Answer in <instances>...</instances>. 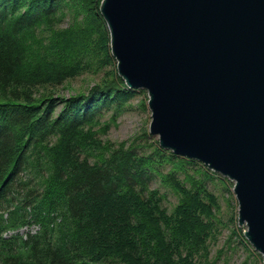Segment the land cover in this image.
I'll list each match as a JSON object with an SVG mask.
<instances>
[{
  "label": "trees",
  "instance_id": "obj_1",
  "mask_svg": "<svg viewBox=\"0 0 264 264\" xmlns=\"http://www.w3.org/2000/svg\"><path fill=\"white\" fill-rule=\"evenodd\" d=\"M101 2L0 0V264H216L209 184L227 179L155 140L102 138L148 96L118 74Z\"/></svg>",
  "mask_w": 264,
  "mask_h": 264
},
{
  "label": "water",
  "instance_id": "obj_2",
  "mask_svg": "<svg viewBox=\"0 0 264 264\" xmlns=\"http://www.w3.org/2000/svg\"><path fill=\"white\" fill-rule=\"evenodd\" d=\"M118 74L159 145L234 181L264 264V0H102Z\"/></svg>",
  "mask_w": 264,
  "mask_h": 264
},
{
  "label": "rangeland",
  "instance_id": "obj_3",
  "mask_svg": "<svg viewBox=\"0 0 264 264\" xmlns=\"http://www.w3.org/2000/svg\"><path fill=\"white\" fill-rule=\"evenodd\" d=\"M95 81L96 78L94 76L85 74L67 83L61 89V94L69 95L77 91H87ZM146 94L148 96L147 91ZM145 96L142 95L136 98L132 102V106L123 112L115 122H110V127L102 135V138L113 142L132 141L134 139L137 142H141V140L149 142L155 140L159 142L158 136L151 134L149 131L152 117L148 104L145 109L140 105L141 98ZM105 119H108V116ZM145 131L148 134L147 136L144 135ZM217 174L227 179L230 190H227L218 180L209 184V188L219 197L221 204L219 215L222 222L219 226L217 238L211 246V257L216 259V264H263L262 254L254 248L244 234L247 226L240 225L238 222L239 205L233 192L234 181L220 173ZM152 186L159 187L162 191L167 192L168 200L166 204L168 206L171 207L177 202L176 195L168 187L160 183L159 177L153 180ZM36 229L37 226L32 225L22 228L20 232L25 233L27 231H35ZM232 229H235L236 233H233ZM243 238L246 242H244Z\"/></svg>",
  "mask_w": 264,
  "mask_h": 264
}]
</instances>
